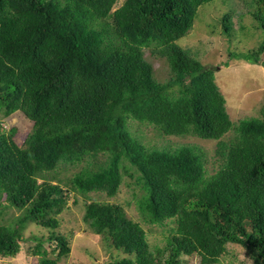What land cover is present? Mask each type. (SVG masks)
<instances>
[{"label":"trees","instance_id":"16d2710c","mask_svg":"<svg viewBox=\"0 0 264 264\" xmlns=\"http://www.w3.org/2000/svg\"><path fill=\"white\" fill-rule=\"evenodd\" d=\"M215 1L125 0L115 9L118 0H0V217L24 212L17 228L0 224V257L19 254L29 221L52 233L28 252L59 264L71 252L55 232L69 195L113 198L134 172L141 222L173 227L152 249L121 205L86 203L83 221L111 254L104 264H188L194 255L219 264L229 244L264 264V107L232 122L215 71L177 44ZM222 1L232 8L220 20L227 37L243 14L263 34L256 49L229 59L264 67V0ZM16 112L32 122L22 145L3 128ZM130 122L165 138L217 141L218 169L208 173L196 145L147 146ZM67 165L81 168L58 179Z\"/></svg>","mask_w":264,"mask_h":264},{"label":"rangeland","instance_id":"374dc122","mask_svg":"<svg viewBox=\"0 0 264 264\" xmlns=\"http://www.w3.org/2000/svg\"><path fill=\"white\" fill-rule=\"evenodd\" d=\"M124 1L118 0L115 9L122 6ZM231 10V5L222 0L202 6L192 30L186 37L177 41V44L187 50L192 57L200 60L203 65L215 71V81L225 97L227 112L232 122L237 123L244 118L261 116V110L264 107V67L242 60L229 59V53L240 54L256 49L263 40V34L257 28L254 19L248 14H243L241 22H238L237 18L233 19L234 28L230 37H227L223 33L220 20L225 12ZM145 57L156 70L163 73L165 66L161 61L150 56V50H145ZM226 63L229 64L228 67L225 66ZM3 122L5 130L16 129L14 139L18 145L23 144L32 130V122L26 119L21 112L14 113L9 118H5ZM129 125L130 130L138 137H142L147 146L196 145L206 153L208 173L213 174L218 169L215 157L217 141L201 140L193 136L165 138L158 136L153 127L131 122ZM232 135L233 132H230L226 138ZM80 168V165L60 166L55 175L58 179L66 180ZM132 174L133 176H124L120 190L113 198L101 193L90 194L87 199L74 193L69 195L67 208L57 216L59 227L55 232L68 240L71 252L63 257L59 264H104L110 258L111 254L103 246L101 237L93 234L90 227L83 221L86 203L90 202L121 205L125 216L141 223L152 249L164 245V238L173 224L167 222L166 226H151L141 222L135 203L136 198L141 194V187L137 183V174L134 172ZM23 213L10 209L3 217H0V224H9L17 228L18 218L22 217ZM51 233V229L27 221L25 226L20 228L21 251L15 257H0V264H39L38 257L28 252L29 247L35 244L32 241L34 238L44 241L51 236ZM242 255L244 259L240 258ZM117 256L122 257L119 254ZM249 261L253 264L251 258L240 246L229 244L219 264H248ZM187 262L188 264H202L197 255L187 258Z\"/></svg>","mask_w":264,"mask_h":264},{"label":"clouds","instance_id":"9594fccd","mask_svg":"<svg viewBox=\"0 0 264 264\" xmlns=\"http://www.w3.org/2000/svg\"><path fill=\"white\" fill-rule=\"evenodd\" d=\"M200 8H201V7H200ZM198 11H199V10H198ZM194 22H195V21H194ZM193 26H194V24H193ZM240 258H241V259H244V256L242 255ZM248 264H251V261H249Z\"/></svg>","mask_w":264,"mask_h":264}]
</instances>
